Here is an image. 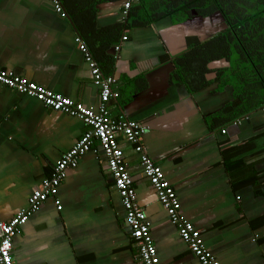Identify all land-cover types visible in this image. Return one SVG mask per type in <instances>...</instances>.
<instances>
[{
    "label": "crops",
    "instance_id": "1",
    "mask_svg": "<svg viewBox=\"0 0 264 264\" xmlns=\"http://www.w3.org/2000/svg\"><path fill=\"white\" fill-rule=\"evenodd\" d=\"M60 1L66 18L51 0H0V67L97 107L99 90L75 42L81 36L117 79L113 114L147 128L148 155L220 264H264V105L233 120L235 87L221 81L233 75L232 57L203 65L194 48L224 31L223 19L193 14L139 26L140 4L125 17L127 0ZM88 130L80 119L0 85V221L27 208ZM119 142L161 264H201L170 222L134 146ZM57 198L61 211L49 199L15 237L16 264H143L100 148L68 171Z\"/></svg>",
    "mask_w": 264,
    "mask_h": 264
},
{
    "label": "built area",
    "instance_id": "2",
    "mask_svg": "<svg viewBox=\"0 0 264 264\" xmlns=\"http://www.w3.org/2000/svg\"><path fill=\"white\" fill-rule=\"evenodd\" d=\"M51 1L56 13L66 18L68 15L62 2L60 0ZM140 2L141 0H127L124 5L125 17L132 7ZM123 39L127 40V37ZM75 42L79 51L84 55L93 83L99 90L97 107L88 108L82 103L66 98L0 67V85L35 99L55 112L80 119L89 127V130L74 147L57 162L52 174L33 191L27 208L8 222L0 221V264H16L13 257L14 239L21 228L28 223L30 217L44 203L49 199H54L57 209L62 210L61 202L57 197L61 185L67 178L68 171L77 169L80 159L96 148H100L105 154L109 172L122 198L126 213L125 222L130 229V237L139 249L140 261L143 264H161L152 237L151 224L137 202L134 178L128 172L124 151L119 142L120 137L132 144L136 153L139 154L144 176L154 187L159 202L168 213L170 222L177 227L180 237L188 245L193 255L201 264H220L217 257L206 246L202 232L182 215L180 198L166 178L162 166L154 162L148 155L142 141L147 128L126 116L113 114L111 103L118 97L117 79L104 74L81 36H77ZM115 50L119 52L120 45H117Z\"/></svg>",
    "mask_w": 264,
    "mask_h": 264
},
{
    "label": "trees",
    "instance_id": "3",
    "mask_svg": "<svg viewBox=\"0 0 264 264\" xmlns=\"http://www.w3.org/2000/svg\"><path fill=\"white\" fill-rule=\"evenodd\" d=\"M139 4L142 10L137 22L139 26L164 18L183 22L194 12L200 17L220 13L227 27L206 43L195 44V51H200L202 56L197 58L205 65L232 57L233 75L218 80L224 85L231 82L235 87L238 102L234 106L233 120L264 105V0H141ZM94 25L87 23L92 33L95 32ZM101 66L105 75L114 76Z\"/></svg>",
    "mask_w": 264,
    "mask_h": 264
},
{
    "label": "water",
    "instance_id": "4",
    "mask_svg": "<svg viewBox=\"0 0 264 264\" xmlns=\"http://www.w3.org/2000/svg\"><path fill=\"white\" fill-rule=\"evenodd\" d=\"M194 15H196V13L194 12L193 13ZM213 16H216V17H220V18H222L223 19V17L221 16V14L220 13H216L215 15H213ZM223 21H224V19H223ZM225 22V21H224ZM227 26H226V24H225V28H226Z\"/></svg>",
    "mask_w": 264,
    "mask_h": 264
},
{
    "label": "rangeland",
    "instance_id": "5",
    "mask_svg": "<svg viewBox=\"0 0 264 264\" xmlns=\"http://www.w3.org/2000/svg\"><path fill=\"white\" fill-rule=\"evenodd\" d=\"M215 21V20H214ZM220 28V26L219 27H217L215 30H218ZM236 55L234 54V57H235Z\"/></svg>",
    "mask_w": 264,
    "mask_h": 264
}]
</instances>
